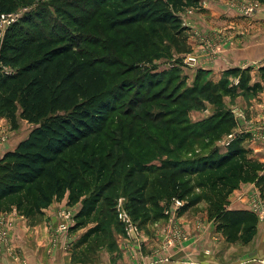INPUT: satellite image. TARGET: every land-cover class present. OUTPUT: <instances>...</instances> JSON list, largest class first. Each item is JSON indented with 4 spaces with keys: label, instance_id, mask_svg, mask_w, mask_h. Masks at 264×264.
Returning <instances> with one entry per match:
<instances>
[{
    "label": "trees",
    "instance_id": "obj_1",
    "mask_svg": "<svg viewBox=\"0 0 264 264\" xmlns=\"http://www.w3.org/2000/svg\"><path fill=\"white\" fill-rule=\"evenodd\" d=\"M26 1L0 0V15L12 14L32 0ZM254 1L264 4V0ZM53 4L55 14L47 7L39 9L12 25L4 37L0 34V115L12 130H20L23 123L33 126L28 137L0 160V213L15 211L33 219L68 195L70 207L81 205L71 231L96 223L87 235L98 236L109 228L104 223L109 217L99 214L100 206L118 179V170L108 160L112 158L108 151L113 148L108 147L109 139L105 137L114 116L130 108L124 116L140 120L136 112L159 101L149 95L167 80L164 93L168 96L163 106L165 111L173 110L170 117L177 118L164 121V126L181 128L182 144L201 140L213 148L238 127L231 111L224 110L223 99L264 92V66L259 69L260 82L254 85L251 69L229 70L218 82L207 79L208 73L200 70L194 86L181 93L185 83L172 90L179 73L155 80L157 76L141 66L145 56L127 52L126 47L112 50L109 46L110 56L97 59L81 45L98 44L97 37L102 38V34L121 41L129 30L146 26L154 41L160 45L166 42L169 51L186 54L190 50L188 29L182 15L199 9L201 0H56ZM49 20L55 25L46 35ZM94 22L98 23L92 25ZM88 32L94 36H86ZM143 54L148 57V53ZM4 68L14 73L6 74ZM125 77L131 80L121 82ZM233 79L239 83L235 85ZM207 93L219 106L217 113L190 125V111L201 107H188L191 98ZM129 98L132 100L127 101ZM247 140L246 135H240L226 150L216 148L192 162L174 164L173 169H154L160 173L174 171L171 184H176L180 199L191 196L195 189L203 190V200L215 214L216 229L231 244L249 243L258 226L253 213L228 209L231 194L242 184H254L264 192V164L245 145ZM154 170L131 173L154 174ZM147 187L137 188L126 205L133 216L144 206ZM149 202L155 204V199ZM133 218L137 221L140 216Z\"/></svg>",
    "mask_w": 264,
    "mask_h": 264
},
{
    "label": "rangeland",
    "instance_id": "obj_2",
    "mask_svg": "<svg viewBox=\"0 0 264 264\" xmlns=\"http://www.w3.org/2000/svg\"><path fill=\"white\" fill-rule=\"evenodd\" d=\"M54 2L56 0H32L29 4L20 5L16 14L19 16L20 21L24 17L35 14L39 9L45 7L55 14ZM244 5L253 6L242 3V6ZM201 9L198 11L190 9L182 15L183 25L188 29L187 42L190 50L186 54H177L174 49L169 51V46L166 42L160 45L158 41H154L152 34L146 26H139L129 30L126 37L121 41H113L110 35L107 38L103 34L102 38L101 35H98V44L90 47L82 44L81 48L88 50L92 57L104 59L110 56L107 54V47L112 46L109 47L112 50L126 47L125 51L127 52L132 51L139 57L145 56V60L141 63V66L143 69H147L149 73L156 75L157 78L155 80L166 75L170 78L175 73H179L180 78L175 81L177 83L173 86L172 90L177 85L185 83V86L181 89V93H183L188 90L187 88L194 86L198 72L200 71L197 66L211 63L213 59H217L219 55L225 53L227 47V36H221L222 34L217 33L216 30L211 29L209 26H201L203 21L199 13L210 11L211 6L204 4ZM52 16L57 17L56 15ZM96 23L98 22H94L92 25ZM52 25H55V22L49 20V28L45 32L46 35H50L52 32ZM58 26L59 23L56 22L55 27ZM6 32L7 30L4 29L3 35ZM90 35L91 37L94 36V34H90L89 32L86 34V36ZM135 49L140 50L135 51ZM155 51L157 52L154 53ZM143 53H148V57ZM120 71L123 72L122 70ZM128 79L131 80V77L122 78L120 81ZM207 79L213 81L209 75H207ZM166 81L162 83L163 86L154 89L149 95V97H158L159 101L154 104H148V107L143 106L141 112H136L137 115L142 117L140 120L136 121L133 119L134 116H124V113L130 109L124 108L122 112L114 116L109 125L108 133L105 137L107 140L109 139L108 147L112 146L113 149L108 151L112 156L108 160L111 162L113 169L118 170V179L114 187L105 195V202L100 206L99 214L103 217L106 214L109 217L108 221L104 222L108 223V231L121 230L125 234V237L129 239L128 229L120 223L116 211L117 201L124 199L125 210L134 223L139 226L138 233L134 235L136 241L140 240L141 237L143 238L144 231H155L161 235L160 239L163 240L165 247L178 250L190 241L194 243L203 229H212L213 226L216 229L215 214L208 202L203 200L205 194L203 190L195 189V192L191 196L180 199L177 197L176 184L174 182L171 184L170 176L174 171L169 170L168 172L160 173L154 169H173L172 167H175L173 166L174 164L182 165L189 161L192 162L196 156L208 155L216 148H219L221 151L226 150L228 147L223 145L226 137L220 142L215 143L213 148L205 145L201 140L182 144L184 134L182 133V136H179L182 129L178 126H164V121L177 118L174 116L170 117L173 110L165 111L166 108L163 106L166 103L165 96H168L167 93H164ZM232 81L235 85L239 83L238 79H233ZM211 97V94L207 93L204 96L191 98V103L188 104V107H195L197 104L201 107L192 108L190 111V125L204 122L217 113L219 106L214 105ZM226 99H223L224 110L231 111L234 117H236L235 119H238L241 123L240 129L237 130L238 127L236 129V132H238L244 127L242 109L239 111L238 109H233V107L225 103ZM130 100L132 99L129 98L127 101ZM172 109H175V107ZM160 119L161 121H158ZM153 121H158L159 123H154ZM136 122L141 125H133ZM32 129L33 126L23 123L20 130H12L7 119L0 115V155L14 149L19 141L25 139L30 134ZM240 135L244 134L239 132ZM140 169H153L154 174H139L135 173V171L131 173L132 170ZM130 183L135 184V187L128 186ZM146 185H149V187H147L144 193L146 199L144 206L138 212L136 211L133 216L126 205L127 203L129 204V199L134 195L136 189L146 187ZM156 191H158V195H156ZM150 199H155V204L149 202ZM176 203H180V206H177ZM80 207L81 205L78 208L80 209ZM174 208H176L175 211ZM63 212L58 214L60 220L67 217V214ZM136 215L140 216V219L137 221L133 218ZM158 215L164 216L162 219H157L155 216ZM147 216L148 218L146 219ZM184 219L189 220V223L184 224ZM59 225L61 224L56 223L53 226L57 227ZM179 230L180 236H174V234L179 233Z\"/></svg>",
    "mask_w": 264,
    "mask_h": 264
},
{
    "label": "crops",
    "instance_id": "obj_3",
    "mask_svg": "<svg viewBox=\"0 0 264 264\" xmlns=\"http://www.w3.org/2000/svg\"><path fill=\"white\" fill-rule=\"evenodd\" d=\"M242 3L253 5L254 13L242 14ZM204 4L211 9L199 13L203 21L201 26H209L221 36H227V47L225 53L211 63L197 66L198 70L207 72L218 82L229 70L251 69V85L260 82L259 69L264 66V4L254 0H201L200 8L194 10H200ZM225 103L235 110L242 109L244 127L240 131L264 124V92L257 96L227 98ZM236 120L239 130L241 123ZM244 135L248 137L245 145L264 164V144L253 143L250 135ZM23 140L0 155V159L5 153L14 151ZM68 200L67 195L61 201H54L43 210V215L33 219L9 213L7 217L16 223L9 240L12 253H0V264H264V216H258L253 207L259 204L264 212V192L254 184H242L231 194L228 203L229 210L249 211L257 216V232L252 241L231 244L213 226L203 229L194 243L190 241L178 250L165 247L161 235L155 231H144L143 238L138 241L127 239L121 230L88 236L96 223L76 232L70 230L53 248L49 226L63 221L58 218L60 212L70 208L79 210V205L70 207ZM188 223L189 220L184 219V224Z\"/></svg>",
    "mask_w": 264,
    "mask_h": 264
},
{
    "label": "built area",
    "instance_id": "obj_4",
    "mask_svg": "<svg viewBox=\"0 0 264 264\" xmlns=\"http://www.w3.org/2000/svg\"><path fill=\"white\" fill-rule=\"evenodd\" d=\"M254 6H249V5H244L240 8V11L242 14L246 16H250L251 14L254 13ZM18 11V10H17ZM15 11L12 14H1L0 15V34L1 37H4V29L8 31V29L18 23L20 21L19 16L16 14ZM185 64V63H184ZM186 65V64H185ZM6 74H13L14 70L10 68H4L3 69ZM243 130V129H242ZM241 133L243 131H240ZM244 134L250 135V139L253 143H262L264 144V124H255L252 125L250 128H248L246 131L243 132ZM239 136V132H233L232 134L228 135L225 138V142L223 143L224 146L229 147L230 144ZM124 199H119L117 201V206H116V211L118 215V219L120 223L123 226H126V229H128V235L130 236V240L136 241L134 235H136L139 231V226L134 223V221L130 218L129 214L124 208ZM180 203H176L177 206ZM254 210L256 211V214L263 218L264 212L261 210L259 207V204H256L253 206ZM176 208H174L175 211ZM14 213L18 215L15 211ZM65 214H67L66 219H61L63 220L61 224L57 227L50 225L49 226V233L51 236L52 240V246L53 248H56L62 241L63 236H67L72 229V227L75 225V217L78 213L76 209L70 208L67 210H64ZM9 213H0V253L5 252V253H12V250L10 248V233L11 231L15 228L16 224L14 221L10 220L7 215ZM9 216V215H8ZM19 216V215H18ZM174 216V215H173ZM177 231V230H176ZM175 231V232H176ZM174 232V233H175ZM180 230L179 233L174 234V236L179 237L180 236ZM132 238V239H131ZM18 261V260H16Z\"/></svg>",
    "mask_w": 264,
    "mask_h": 264
},
{
    "label": "water",
    "instance_id": "obj_5",
    "mask_svg": "<svg viewBox=\"0 0 264 264\" xmlns=\"http://www.w3.org/2000/svg\"><path fill=\"white\" fill-rule=\"evenodd\" d=\"M1 160V159H0Z\"/></svg>",
    "mask_w": 264,
    "mask_h": 264
}]
</instances>
